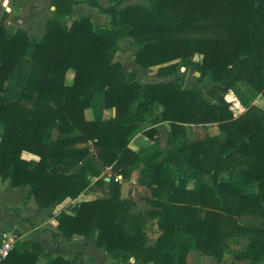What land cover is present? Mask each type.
<instances>
[{"label":"trees","instance_id":"trees-1","mask_svg":"<svg viewBox=\"0 0 264 264\" xmlns=\"http://www.w3.org/2000/svg\"><path fill=\"white\" fill-rule=\"evenodd\" d=\"M9 0L15 17L25 2ZM51 0L45 33L31 39L10 30L0 14V184L29 186L41 208L75 199L103 185L111 167L124 179L139 170L153 209L133 210L113 174L106 197L81 201L55 215L67 240L94 237L120 264H187L190 252L222 261L225 254L264 260V0ZM87 3L106 14L73 18ZM72 19V20H70ZM131 38L124 47L120 40ZM134 64L124 69L119 52ZM200 55L196 60L194 57ZM180 66L206 77L209 98L182 81L166 80ZM157 67L159 81H144L139 69ZM69 70L72 83L66 82ZM234 93L245 110L234 111ZM115 116L104 118V110ZM92 108L93 119L85 109ZM143 129L152 144L133 150L131 136ZM168 123L161 141L157 125ZM186 124H217L220 133L187 137ZM92 148H99L95 155ZM31 152L38 160L23 158ZM19 210V207L10 210ZM158 219L161 234H146ZM248 239L245 247L232 244ZM80 264L45 251L36 240H16L2 264Z\"/></svg>","mask_w":264,"mask_h":264},{"label":"crops","instance_id":"crops-1","mask_svg":"<svg viewBox=\"0 0 264 264\" xmlns=\"http://www.w3.org/2000/svg\"><path fill=\"white\" fill-rule=\"evenodd\" d=\"M26 3V2H25ZM24 3V4H25ZM85 3H80L75 6V11L80 8L82 5ZM87 4V3H86ZM26 5V4H25ZM24 6V5H23ZM7 8V9H6ZM91 8V6L89 7ZM93 11H91V14H98L96 12L95 8H91ZM7 11L9 13V17L6 20V25L10 30H16L19 27H23L27 30L28 34L30 35V38L33 39L35 37L43 36L45 33V22L46 20H43L44 26L42 29H38L37 25L29 19V17L33 14H27L22 7L21 12L19 13L18 17H15L13 15L12 9L9 7H4L3 11ZM51 12V11H50ZM13 16L17 18V26L15 28L9 27L8 22H10L9 18ZM99 24H105V22H101ZM34 26V27H33ZM37 28L38 30H33L34 28ZM33 28V29H32ZM34 31V32H33ZM132 66L134 67V64L130 62ZM129 62H123L124 69L130 68ZM179 71H184V70H190L188 67L185 66H180ZM73 72V70H71ZM199 74V73H197ZM74 75V73H73ZM178 76H180L178 74ZM74 78V77H73ZM73 81V79H72ZM235 95L234 93H229L228 96ZM229 98V97H228ZM236 106H239V110L242 111L244 106L240 103L238 98L236 97ZM262 102L264 104V96L258 95L257 98L254 100V103L259 104ZM264 108V107H263ZM245 110V109H244ZM115 108H107L104 110V118H112L115 116ZM85 116L87 119H93L94 118V113L92 108H86L85 109ZM149 122H145L144 124H147ZM142 124V125H144ZM167 125V124H166ZM188 125V124H186ZM149 126V125H148ZM147 126V127H148ZM168 126V125H167ZM193 130H194V135L195 138H203L206 136H213L217 135L220 133V129L217 124H191ZM146 128V127H144ZM140 127L138 130L131 136L129 146L133 150H139L141 147H146L152 144V141L142 133L143 129ZM188 131V135L191 136L190 131L186 128ZM166 140V139H165ZM94 152H99V148H93ZM96 153V154H97ZM23 158L26 159H34L38 160L39 157L31 152L28 151H23ZM115 174L117 179H119L121 183V189L122 191L126 188L125 186L128 185V188L130 189L129 192V197L133 201V210L138 209V202L135 197L134 199V192L142 191L145 195L148 194L149 189L143 185H140L138 183V175H139V170H134L131 173L130 178L124 179L121 174H116L112 171L111 167H106L104 171L102 172L101 179L104 180L103 185H97L95 181L98 179L97 177H91L92 179V185L90 186L89 189L84 190L79 194V196L75 199L67 198L61 203L54 204L51 207L48 208H41L37 202L35 201V198L31 196L28 200V202L25 204V196L29 190V186H22V187H14L11 186L9 181H6V186L10 188V190H7V192L0 193V237H2L4 234L6 235H12L15 237V240H36L42 243L45 247V251L49 252L52 255H61L69 259L77 258L80 264H99V258L94 255V253H97L98 255H101L102 257V262L105 264V260L109 259L110 264H112L116 259L111 258L108 253L103 249L100 248L96 245V239L94 237H79L76 236L72 240H67L61 235H56L58 232L57 229V220L55 219V215L59 213L61 210H66L68 212H71V207L75 206L77 203L81 201H86V200H91L95 198H101V197H95L93 196L94 190H101L99 187L102 188V190H106L107 193L109 192V181L112 175ZM13 188H22V190H25L24 193L22 194V200L18 201V205L12 206L9 201L5 202V198H17L18 193L15 191ZM133 190V192H132ZM108 195V194H107ZM106 195V196H107ZM104 196V197H106ZM34 206H36V210H38V215H39V220H33L31 214L28 213L30 210H33ZM19 207L21 209V213H17L15 211L10 210V208H15ZM69 207V208H67ZM143 210H149L151 207L149 206H143L141 207ZM35 210V209H34ZM12 212V213H10ZM36 212V211H35ZM15 216L17 218V221H14ZM4 217H7L8 220L13 221L9 226H6L3 222ZM157 221V220H156ZM149 233V232H148ZM147 233V234H148ZM153 233L155 234V238H153L152 241L148 240V243H152L160 234L161 230L159 229L158 224H155L154 231ZM198 252H191L190 255L192 254H197L198 256H204L201 254V251L196 250ZM92 253V254H91ZM201 254V255H200ZM205 257V256H204ZM211 256L205 257L209 258ZM50 256L44 254L41 259L39 264H47L49 261ZM111 258V259H110ZM212 258V257H211ZM210 258V259H211ZM120 264H138L134 258L129 259L126 262H121ZM152 264V263H148ZM187 264H190L187 262Z\"/></svg>","mask_w":264,"mask_h":264},{"label":"rangeland","instance_id":"rangeland-1","mask_svg":"<svg viewBox=\"0 0 264 264\" xmlns=\"http://www.w3.org/2000/svg\"><path fill=\"white\" fill-rule=\"evenodd\" d=\"M99 1H100V3L102 5H108L109 4V1L108 0H99ZM151 1L152 0H127L126 3L127 4H141V5L149 6L151 4ZM25 4L23 6L25 12L27 14H29V13L30 14H33L34 13L33 15H31L29 17V19L31 20V22L35 23L37 25L38 29H42V27L44 26V23H43L44 21L43 20H47L52 15V10H51V5H50L51 4V0H29ZM84 5H86V6H83L82 5L76 11H74V15H73L72 19L73 18H78V17H81V16L90 15L92 17V20H93L94 24L102 25V24H99V23H101V22H105L106 23L107 22V16H106V14L101 13V12H99L96 9V12H98V14H93L92 15L91 14V11H93L91 9L92 7L89 8L90 5L89 4H86V3ZM4 7L11 8L10 5H9V0H0V14H2V12L4 10ZM72 19H70V20H72ZM9 20H10V22H8V26L9 27H12V28H15L17 26V18L11 16L9 18ZM35 29L38 30L36 27L33 30H35ZM40 37H42V36L35 37L33 39H39ZM130 42H132V39L131 38H124V39L120 40V46L121 47H124L126 44H128ZM129 54H130V51H127V52H119L117 54V58L121 59L123 62H129V64H130V61H128V59H127V57H128ZM194 58L196 60H198V59L201 58V56L200 55H196ZM133 68L134 67L132 66V64H130V68H126V71L132 70ZM156 70H157V67H154V68H151V69H139V71H138V77H140L144 81H159V80H161V78H159V77L156 76ZM73 73H74V71L71 72V70H69L67 72L66 82L69 83V84L72 83V79L74 77ZM178 74L180 76H178ZM200 77H201L200 74L194 73L191 70H188L187 69V70H184V71H179V69H178L176 73L170 75L169 77H167L165 79L166 80H171L172 79L174 81H182L183 84H184V87L191 88V89H196L198 93H201L204 97L210 99V97L207 94V91L210 89L211 85H209V84L206 83V77L204 79H202V80L200 79ZM228 97H229L230 100H235L237 96L232 94L231 96H228ZM257 105H259L261 107H264V104L262 102H260ZM232 106L234 107L233 109H234L235 112L238 113L240 111L239 110V106L238 107L237 106H234V105H232ZM244 109H245V107L243 108V110ZM166 124L168 125V123H161V124H158L157 125L158 129L161 132V136H162L161 137V141H162V144H164L165 139H166V128H167V125ZM148 125H150V123L141 125L140 126V129L141 128H144V127H147ZM185 126H186V128L191 133V136H189L188 135V131L186 130L187 137L190 138V139H195V135L193 134L194 133V130H193L192 126L191 125H185ZM91 153L93 155H95L97 152H94V150L92 148ZM22 155H23V153H22ZM6 181H3L0 184V193L7 192V190H10V188L8 186L5 187ZM125 187L126 188L122 191V195L124 197L128 198L129 197L130 189L128 188V185L125 186ZM99 188L101 190H94L93 196H95V197H101V196L104 197V196H106L108 194L106 190H102L101 187H99ZM13 189L15 191H17L18 197L17 198H15V197L14 198H9V199L5 198L3 200H5V202L9 201V203H11L12 206H16V205L19 204L18 201L19 200L20 201L22 200V194H25L24 193L25 190H22V188H13ZM132 192H133V190H132ZM135 197H136V199H135ZM147 197H150V192H148V194H146V195L142 191H139V190L136 193L134 192V199L137 200V202H138V209L136 211H140V210L141 211H144L141 208L142 205L143 206H149V207H151L146 202V198ZM128 199H130V198H128ZM130 200L132 201V199H130ZM32 203H33V206L32 207H34L35 210L34 209L33 210H30L28 213L31 214L30 216H32V219L33 220H39L38 219L39 218V215H38V212H37L38 210H36L37 208H36V206H34V203L35 202H32ZM132 206H133V201H132ZM67 208H69V207H67ZM151 209H153V207H151ZM14 210L15 209H13L12 211H14ZM15 212L21 213V209L16 210ZM10 213H12V212H10ZM14 221H17L16 216H15ZM3 222H5L4 224L6 226H9L13 221H10V220H8L7 217H4V221ZM155 224H158V219H155L151 223L150 230H148L149 233L147 232L148 234H146L147 241L148 240L152 241L153 240L152 237L155 238V234L153 233ZM158 226H159V224H158ZM247 243H248V239L242 238V239H240L238 241V243L232 244V248L233 249H240L242 247H245L247 245ZM195 252H198V251H195ZM201 254L204 255L205 257H208V255H205L202 252H201ZM94 255H96L99 258V264H103L101 255H98L97 253H94ZM204 256H198L197 254H195V255L194 254H192V255L189 254L188 255V258H187V262L189 263V261H190V264H264V260H262L261 262H258V263H253L250 260H241V259H238L233 254H225L222 261H218V260H216L212 256H211L212 258L211 257L205 258ZM116 261H121V260H116ZM105 264H110V260L109 259H106L105 260Z\"/></svg>","mask_w":264,"mask_h":264},{"label":"built area","instance_id":"built-area-1","mask_svg":"<svg viewBox=\"0 0 264 264\" xmlns=\"http://www.w3.org/2000/svg\"><path fill=\"white\" fill-rule=\"evenodd\" d=\"M15 241V237L12 235L4 234L0 237V264L9 256Z\"/></svg>","mask_w":264,"mask_h":264}]
</instances>
